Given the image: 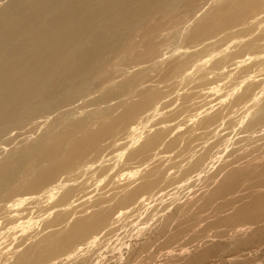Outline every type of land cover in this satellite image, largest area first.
<instances>
[{
	"label": "bare ground",
	"instance_id": "bare-ground-1",
	"mask_svg": "<svg viewBox=\"0 0 264 264\" xmlns=\"http://www.w3.org/2000/svg\"><path fill=\"white\" fill-rule=\"evenodd\" d=\"M6 1L0 0V147L3 149L8 136L14 133L33 125L44 128L57 114L61 117L48 125L45 135L34 139L31 144L35 150L33 153L29 151L32 154L9 156L8 161L0 164V199L6 193L22 195V200L15 204L20 207L19 211L9 202V206L1 205L0 200V233L14 232L2 244L4 252L1 248L0 264H52L56 257L72 253L77 245L89 247V244L99 242L100 236L114 237L120 242L123 238L118 234V222L120 224L127 218L120 217V210L142 202L145 204L142 203L132 214L130 212L132 221L126 220L127 225H133V230L134 226L136 231L138 229V233L134 230L136 240L159 230L163 234L160 242L163 249L172 250L174 246L183 249L185 243L191 244L186 242V234L201 227L204 216H192L175 230L166 231L190 209L188 205L184 209L176 205L173 213H167L165 199L178 196V189L190 191L193 181L203 176L214 179L233 164L251 163L254 158L248 154L235 157L231 164L232 156L237 154L236 147L245 145L248 139L264 136V16L260 15L264 14V0ZM214 4H217L216 11L208 13L207 6ZM173 10L178 11L177 16L182 22L186 20V25L170 26L172 18L164 16ZM182 12H192V15L189 13L191 16L186 17L187 13ZM170 28L172 31L168 35L173 33L175 37L172 40L187 41L190 48L170 49L172 52L168 53L172 54L169 57L166 53L171 45L166 44L163 37ZM234 36L238 38L231 41ZM161 37L167 45L164 46L166 53L159 48ZM212 40H230L228 48L237 49L231 50L233 53L226 52V49L218 52L219 55L212 53L213 45L209 47L203 43ZM120 52L129 54L141 66L132 80H136L141 71L150 69L156 73L163 88L171 89L168 92L176 96L177 101H174L179 105L161 113L162 109L171 107L172 102H164L169 94L154 89L153 84H150L153 90L136 86L132 93L139 98L134 99V94L130 93L126 99L127 96L120 98L119 90L100 83L99 89L93 91L92 99L97 98L96 101L82 106L92 94V83L102 81L99 74L121 58ZM122 58L120 62L129 61ZM228 59L234 63L235 71L228 70L225 64ZM173 123L176 126H171ZM120 126H124L130 136L123 152H120ZM222 128L225 132H234L238 138L236 142L243 145L233 146L236 149L228 151L233 144L219 133ZM102 150H113L114 153L102 159L98 156ZM226 153L227 158H224ZM173 170L177 172L176 176H171ZM212 170L214 173L210 175ZM248 170L247 167V174H250ZM21 172L25 173L22 182L19 180ZM123 172H130L131 179H136L140 185L130 188L122 178ZM252 174L243 178L250 189L246 203L239 202L234 186L223 189L216 198H212L209 192L198 199L197 204L200 203L203 212L208 210L210 220L201 231L198 230L197 239L217 237L218 240V237L264 223V166ZM241 177L240 183L244 182ZM111 186V190L108 189ZM83 198L89 199L84 202ZM144 198L147 200L143 201ZM75 199L79 203L73 208L71 205ZM141 212L148 214L143 220ZM43 216L48 218L40 220ZM134 216L139 218L134 219ZM151 220L156 221L143 229L142 226ZM255 242L253 240L254 245L258 244ZM229 245H224V253ZM207 246L205 253L193 255L195 258L189 256L193 258L192 264H240L250 256L246 250V254L239 255L240 248L236 249L239 256L221 255L218 253L221 250L216 249L217 252ZM258 246L260 248V243ZM82 258L75 264H90L97 260L92 255ZM254 258L252 261L256 262Z\"/></svg>",
	"mask_w": 264,
	"mask_h": 264
},
{
	"label": "rangeland",
	"instance_id": "rangeland-1",
	"mask_svg": "<svg viewBox=\"0 0 264 264\" xmlns=\"http://www.w3.org/2000/svg\"><path fill=\"white\" fill-rule=\"evenodd\" d=\"M6 1V0H5ZM7 2V1H6ZM216 6H217V4H214V5H211V6H207V8L209 9H207L206 8V10L208 11V13H209V11H211L210 12V14H212V13H214L215 11H216ZM214 7H215V10H214ZM211 9V10H210ZM186 11V10H185ZM184 15H186V13H187V15H186V17L188 16V17H190L191 15H192V12H182ZM191 15H190V14ZM179 13H178V11L177 10H175V12H174V10L173 11H171V13H169L168 15L166 14L165 16H164V18H169V19H171L172 18V23H171V25L170 26H174L175 24V26L174 27H181V26H184V25H186V20H185V22H182L181 21V19L177 16ZM262 17L264 16V14H260ZM260 15H258L257 17L258 18H261V16ZM169 16V17H168ZM177 17L179 18V19H177ZM264 18V17H263ZM174 20H176V21H174ZM187 20H190V18L189 19H187ZM181 21V22H180ZM175 22V23H174ZM264 23V20H263V22H262V24ZM192 25V24H191ZM192 27H193V25H192ZM191 27V28H192ZM172 31V28H170V31L168 30V32L166 31V33H165V36L163 37V39L164 40H167V42H166V44H170L171 46V48H169V50L171 49V50H177V48L181 51V50H185V48L187 49V47H188V49L190 48L189 47V43L187 42V41H185L184 43H182V41L181 40H179V39H175V40H172V39H174L175 37H174V34L173 33H171L170 35L171 36H169L168 34L170 33ZM172 35H173V37H172ZM167 36V37H166ZM134 37H139L137 34H134ZM169 37V38H168ZM172 37V38H171ZM235 38H233L232 37V39H231V41H234V40H236L238 37L237 36H234ZM159 40H160V37L158 38ZM137 40H139V38H137ZM158 40V41H159ZM164 40H162V37H161V41H162V43H161V41H157L159 44H161V45H159V48H160V50L162 49L163 50V52H165L166 53V47H164V46H167V45H164V43H163V41ZM169 41V42H168ZM172 41V42H171ZM229 42H230V40H228ZM228 41L227 40H218L217 42L216 41H214L213 42V40L212 41H210V43L208 42V41H204L203 43H206V44H209V47L211 46L212 47V45H213V49L211 48V50H210V52H212V53H215V54H218V52H221V50L223 51V52H225L224 50L226 49V52H230L231 50H233V51H235V49H237V48H231V49H229L228 48V46H229V43H228ZM208 42V43H207ZM224 42V43H223ZM174 43H177V44H174ZM179 43V44H178ZM181 43V44H180ZM186 43H188V44H186ZM216 43V44H215ZM173 44V45H172ZM183 44V45H182ZM214 44H215V46H214ZM162 45H163V47L165 48V49H163V47H162ZM177 45H179V46H177ZM218 45V46H217ZM222 46V47H220V46ZM184 48H182V47ZM225 46H226V48H225ZM180 47H181V49H180ZM207 48V49H210V48ZM219 47V48H218ZM216 48V49H215ZM218 49V50H217ZM167 51V53L166 54H169V57L171 56V54L172 53H168V52H172V51ZM217 50V51H216ZM220 50V51H219ZM228 50V51H227ZM215 51V52H214ZM233 51H231V53H233ZM227 53V54H228ZM122 54H124V55H122ZM122 55V56H121ZM219 55V54H218ZM217 55V56H218ZM130 55L129 54H126V53H121L120 52V57L121 58H118L117 60L119 61H117V60H114L113 61V63H111V65L109 64V66H107L106 67V69H109V68H112V70L114 71L115 69H116V67L115 66H117V68L118 69H121V70H119V71H121V73L123 74L124 73V75H122L120 72H118V69H116L114 72L111 70V69H109V70H106L105 69V71H106V73H105V71L103 70L100 74H99V77H101L100 79L102 80V81H99V80H95V81H97V82H94V83H92V85H91V88H90V92L92 93V94H90V98L88 97L86 100H85V103H83L82 104V106H85V105H88L89 104V102L90 101H92V100H94V101H96V99L97 98H94V99H92L94 96H93V91H95L96 89L98 90L99 89V86L101 85V84H103V85H109L108 87H110V89H113V90H119L120 91V98H122V96H124L123 98H125L126 96V99L128 98V95H131L130 93H132V92H134V90L136 89L135 87L136 86H140V89H141V85L142 86H144V87H142L143 89L142 90H145V88H150L151 90H153L152 89V87H154V89H156V90H159V91H161V92H164V93H168L169 94V96L167 95V98L165 97L164 99H166L164 102H166L167 100V103L168 102H172L171 103V107H169V108H165V110L164 109H162V111H161V113H167L169 110H171L172 108H175L176 107V105H179V102H176L177 101V99H176V96L173 94L172 95V92H168V91H170V90H168V89H166V88H163V85H161L160 84V82H159V79H158V77H157V75H156V73L154 74V72H151V70L150 69H148V71H145V70H147V69H145V70H143V72L141 71V74L137 77V79L135 80V79H133L132 80V78L134 77V73L136 72V71H140V69H141V66L140 65H138V63L136 62V61H134L133 60V58H131V56L129 57ZM216 56V58H218ZM122 57H126L125 59H129V61L128 60H123V62H120V60L121 59H123ZM215 58V59H216ZM230 58V57H229ZM120 59V60H119ZM214 59V62H217L216 60ZM122 61V60H121ZM127 61V64L125 63ZM227 61H229V62H227ZM227 61H225V64L227 65V68H228V70L230 69V71L232 72V71H235L234 69V63L233 62H231L230 61V59H228ZM118 62V63H117ZM122 63V64H121ZM124 63V64H123ZM137 63V64H136ZM228 63V64H227ZM233 63V64H232ZM112 64H113V66H112ZM120 64H121V66H120ZM126 64V65H125ZM134 64V65H133ZM230 64H232V65H230ZM135 66V67H133V66ZM137 65V66H136ZM229 65V66H228ZM122 66H124V68L122 67ZM130 66V67H129ZM230 66H231V68H230ZM109 67V68H108ZM126 67V68H125ZM115 68V69H114ZM128 68V69H127ZM138 68V69H137ZM126 69H127V71H126ZM135 69V70H134ZM112 72H111V71ZM130 70H131V73H130ZM110 71V72H109ZM109 72V73H108ZM151 74H150V73ZM114 73H117L116 74V76H115V74ZM120 73V74H119ZM130 75H129V74ZM103 74H104V77H103ZM144 74V75H143ZM148 74H149V77H147L148 76ZM113 75V76H112ZM126 75V76H125ZM133 75V76H132ZM143 75V76H142ZM155 75V76H154ZM107 76V77H106ZM115 76V77H114ZM120 76V77H119ZM123 76V77H122ZM103 77V78H102ZM112 78V79H111ZM115 78H117V79H115ZM140 78H142V79H140ZM145 80H144V79ZM110 79V80H109ZM118 79H120V80H118ZM126 79V80H125ZM128 79V80H127ZM112 80V81H111ZM117 80L119 81L118 83H117ZM138 80V81H137ZM155 80V81H154ZM111 81V82H110ZM121 81V82H120ZM136 82V83H131V82ZM141 81H143V82H141ZM148 81V82H147ZM151 81V82H150ZM116 84H115V83ZM131 84H130V83ZM138 82V83H137ZM145 82V83H144ZM101 83V84H100ZM108 83H110V84H108ZM113 83V84H112ZM124 83H127V85L126 84H124ZM140 83H142V84H140ZM144 83V84H143ZM157 83H158V85L162 88H160L159 86H156L157 85ZM120 84V85H119ZM130 84V85H129ZM134 84H136V85H134ZM139 84V85H138ZM149 86H148V85ZM150 84L152 85H154V86H150ZM156 84V85H155ZM105 85V86H106ZM122 85V86H121ZM132 85V86H131ZM146 85V86H145ZM129 86V87H128ZM127 87H128V89H127ZM133 87V88H132ZM138 88V87H137ZM159 88V89H158ZM139 89V88H138ZM166 89V90H165ZM129 90H131V92L129 91ZM162 90H164V91H162ZM155 91V90H154ZM96 92V91H95ZM197 92H199V91H197ZM125 94V95H124ZM128 94V95H127ZM134 94V99H138L139 97V95L138 96H136V93H132V95ZM172 96H171V95ZM175 96V98H173ZM174 99L176 100V101H174ZM171 100V101H170ZM84 102V101H83ZM85 104V105H84ZM61 116H60V114L58 115H56V118H57V120L60 118ZM56 118H54L53 120H51L48 124H47V126L46 127H42L41 128V126H37V125H33L32 127H30V128H28L27 130H25V131H23V132H20V133H14V135L12 134V135H10V136H12V137H10V136H8V138L6 139V144L5 145H3V149H4V151H2L3 149H2V147H0V164H2V163H4L5 161H8L9 159H10V157L11 158H15V157H18V156H20V155H28L30 152L29 151H31L32 153L34 152L33 150H35V149H33L32 150V148H33V145L31 144V143H33V141H35L36 140V138L37 137H39V136H43V134L45 133V132H47L48 131V129H46L47 127H48V125H51L53 122H55L56 121ZM52 122V123H51ZM170 125V124H169ZM171 126H176L175 125V123H173ZM157 128V127H156ZM30 129V130H29ZM40 129H42V131L40 130ZM46 129V130H45ZM120 147H121V149H120V152L122 151L123 152V150H125L126 148H125V146H126V143L129 141V134H127L126 132H127V130H125L126 128H124V126H120ZM35 130V131H34ZM36 130H38L39 131V133H37L38 131H36ZM124 131V132H123ZM222 131H224V128H222L221 130H220V134L222 135V137H225V138H227V141H228V143H232L233 145H232V147L230 146L228 149V151H230L231 150V148L233 149L234 147H236L237 145H243V143L242 144H238V142H236L237 141V136H235V133L234 132H228V131H224V132H222ZM29 132H31V133H29ZM226 135H225V134ZM230 133V134H229ZM41 134V135H40ZM123 134V135H122ZM229 134V135H228ZM232 134V135H231ZM35 135V136H34ZM45 135V134H44ZM126 135L128 136V137H126ZM228 135V136H227ZM124 137V138H123ZM128 139V140H126V138ZM260 137V138H259ZM258 138H252V139H248L249 141L250 140H252V142H249V141H246L244 144L245 145H243V146H238V147H236V148H234V150L236 149L237 150V154H235V156L233 155L232 156V163L231 164H233V162L235 161V157L236 158H239L238 156H240V155H244V156H246V155H248V154H250L251 155V158H254V160L250 163H248V164H242V163H240L241 165H239V164H233V166L235 167V168H233V166L231 165V166H229L226 170H224V171H222L221 172V174H219V175H217V177H214V179H210V178H208L207 176L206 177H204L203 176V178H200V179H196V180H194L193 181V186L191 187L193 190H191V188H190V191H191V194H190V191H188L187 189H183V190H186V191H188V192H186V191H183L182 189H178L177 191H176V193L177 194H179L178 196L176 195L175 197H172V198H166L165 199V205H168V208H167V213H173L174 212V210H175V208H176V205H179V206H182V208L184 207L185 208V206H189L188 207V209H190L189 210V213L188 214H186V215H180L179 216V218L177 219V221H175V223H173L172 225H170L167 229L168 230H166V231H169V230H171V231H173V230H175L176 229V227H178V225L180 224V223H182L183 221H185L187 218H190V217H196V216H200V215H202V216H204V217H202V219L204 218L205 219V222H204V224L206 223V224H208V222H209V220H210V217H208V210H207V212L206 211H204V212H206L205 214H204V212L202 211V208H201V206H200V203L199 204H197V202L200 200V197H203L206 193H209V195L210 196H212V198H216V196L217 195H219L220 194V192L223 190V189H225V188H228V187H233L234 186V188H235V192L237 193L236 195H237V197H239L240 198V201L239 202H241V203H246L247 201H248V199H247V195H249L248 193H250V189H247L249 186L247 185V182H246V179H244L243 180V178H244V176H245V178H248L247 176H252L253 174V171H258V170H260L261 169V166H264V136H259ZM21 138H24V140H25V142H24V140L23 139H21ZM28 138H29V140H28ZM33 140H32V139ZM123 138V139H122ZM235 138V139H234ZM237 138V139H236ZM18 139V140H17ZM27 139V140H26ZM35 139V140H34ZM131 139H132V137H131ZM138 139V138H137ZM229 139V140H228ZM231 139H233V140H231ZM256 139V140H255ZM13 140H15V142L13 141ZM23 140V141H22ZM122 140L124 141V142H122ZM18 141V142H17ZM20 141H22V142H20ZM27 141L29 142V143H27ZM230 141V142H229ZM256 141H258V142H256ZM244 142V141H243ZM22 143V144H21ZM24 143V144H23ZM122 143H123V145H122ZM125 143V144H124ZM237 143V144H236ZM256 143V144H255ZM260 143V144H259ZM10 144V145H9ZM27 144V145H26ZM30 144H31V146H30ZM248 144H250V146H248ZM257 145V146H256ZM7 146V147H6ZM10 146H12V147H10ZM234 146V147H233ZM253 146V147H252ZM5 147V148H4ZM17 147H19V149H16ZM8 148V149H7ZM22 148H24V149H22ZM26 148H28V150L26 149ZM238 148H239V150L242 152H240L239 150H238ZM242 148H244V149H247V150H243ZM251 148V149H250ZM253 148V149H252ZM27 151H26V150ZM243 151H242V150ZM248 149H250V150H248ZM260 149H261V151H260ZM7 150V151H6ZM14 151V153H13V151ZM114 150H116V149H114ZM258 150V151H257ZM246 151V152H245ZM255 151V152H254ZM3 152H6V153H3ZM29 152V153H28ZM256 152H258V153H256ZM11 153V154H10ZM16 153V154H15ZM28 153V154H27ZM32 153H30V154H32ZM114 153V151L113 150H109L108 152H107V150H102V151H100L98 154H100V155H98L99 157L101 156L102 157V159H107V157L109 156V155H111V154H113ZM255 153V154H254ZM15 154V155H14ZM18 154V155H17ZM253 154H254V156H253ZM259 154V155H258ZM12 155H13V157H12ZM227 153L225 154V156H224V158H227ZM237 155V156H236ZM261 155V156H260ZM10 156V157H9ZM2 157V158H1ZM4 157V158H3ZM105 157V158H104ZM256 157V158H255ZM258 157V158H257ZM260 157V158H259ZM4 159V160H3ZM255 162V163H254ZM218 165V164H217ZM222 164L220 163V165H218L219 167L221 166ZM238 167H237V166ZM247 165V166H246ZM254 165H256V167L254 166ZM250 166V167H249ZM251 166H253V167H251ZM218 167V168H219ZM242 167H244L243 169H244V171L242 170ZM246 167V168H245ZM247 167H248V171H249V173L250 174H247L248 172L246 171V169H247ZM217 168V167H216ZM238 168L240 169V171L238 172ZM251 168V169H250ZM253 168V169H252ZM231 169V170H230ZM236 169V170H235ZM216 170V169H215ZM252 170V171H251ZM214 170H212L211 172H210V175H211V173L213 172ZM232 171V172H231ZM243 171V172H242ZM171 172V171H170ZM175 170H173L172 171V174H171V176H173V175H175L176 176V174H177V172H175ZM235 172H237L238 174L240 173H242V175L243 174H245V172H246V174L243 176V177H241V176H239L237 173V175L236 174H234ZM174 173V174H173ZM214 173V172H213ZM130 174V175H129ZM24 175H25V173H23V172H21L20 174H19V180L22 182L23 180V178H24ZM23 176V177H22ZM232 176V177H231ZM239 177H241V179L244 181V182H241V183H245V185H243V184H241L240 183V178ZM122 178H123V180H125L129 185H130V188H135V187H137V186H139L140 185V182L139 181H137L136 179H131L132 177H131V173L130 172H123L122 173ZM216 178V179H215ZM235 178H237V179H235ZM238 178H239V180H238ZM128 180V181H127ZM133 180V181H132ZM233 180H236V181H233ZM241 180V181H242ZM225 183H224V182ZM239 181V182H238ZM248 181V180H247ZM209 182V183H208ZM202 183V184H201ZM227 183V185H225ZM234 183V184H233ZM137 184V185H136ZM216 184H218V185H216ZM230 186H229V185ZM135 185V186H134ZM198 185V186H197ZM232 185V186H231ZM243 185V186H242ZM226 186V187H225ZM238 188H237V187ZM108 187H106L105 189H107ZM110 188H112V186L111 187H109L108 189H110ZM237 188V189H236ZM111 190V189H110ZM181 190V191H180ZM264 190V189H263ZM106 191V190H105ZM193 191V192H192ZM215 191V192H214ZM218 191V192H217ZM183 192H184V194H183ZM188 193L189 195H186V193ZM196 194H195V193ZM198 192V193H197ZM217 192V193H216ZM193 193V194H192ZM205 193V194H204ZM213 193H215V194H213ZM243 193V194H242ZM9 194V195H8ZM19 193H14V194H10V193H6V194H3L1 197V201H2V203H1V205H5V204H7L8 205V202H9V205H12V207H14L15 209L17 208V210L19 211L20 210V207H17V205L15 206V204H17V202H18V200H22V195H18ZM184 195V197H183V195ZM17 195V196H16ZM186 195V196H185ZM192 195V196H191ZM195 195V196H194ZM197 195V196H196ZM7 196V197H6ZM182 198H181V197ZM189 196V197H188ZM194 196V197H193ZM6 197V198H5ZM177 197V198H176ZM179 197H180V199H179ZM187 197V198H186ZM199 197V198H198ZM17 198V199H16ZM90 198V197H89ZM89 198H85V199H89ZM185 200H184V199ZM193 198V199H192ZM6 199V200H5ZM14 199V200H13ZM84 198L83 199H81L82 201H86ZM177 199H178V201L179 202H177ZM183 199V200H182ZM188 201H187V200ZM195 199V200H194ZM199 199V200H198ZM143 201H145V200H147L146 198H144V199H142ZM4 201V202H3ZM142 201H140V203H141ZM173 202V203H172ZM79 202H78V199H75L74 201H73V203H72V207L74 208L75 206H77V204H78ZM83 203V202H82ZM143 203V202H142ZM139 204L138 205V203L135 205L136 207H134V205L131 207L130 206V208L129 207H126L125 209H121L120 210V212H121V215L122 216H120V217H126L127 216V218L125 219V220H123V221H120L121 223L119 224V222H118V234L121 236L120 238H123L122 240L120 239V242H118V240L115 238L114 239V237H110V238H105V236L103 237V236H100V238L98 239L99 240V242H93V243H91V244H89V247H88V245L85 247H83V246H76V248L72 251V253L70 252V254L68 253V255H67V257H66V255H65V257L64 256H58V257H56L54 260V262H52V264H75L76 262H79V261H81L83 258L82 257H85V255L87 256V255H92V256H95L96 257V259L97 260H93V263H90V264H130L131 262V264H190V262H191V264L193 263V258H195V256L193 257V255H197L198 253V255H200L201 253H205V251H207L206 250V247L205 246H210L209 248H211L210 250H218V251H220V252H218L217 250V252L218 253H220L221 255H223V254H229V255H233V256H239L240 254L242 255V254H246V253H248V251H249V254H250V256L248 257V258H246V259H244L243 261H240V264H245V262H247V264H250V263H254V264H264V223L263 224H259V225H255V226H252L251 228H247V229H240L239 231H236V232H234V233H231L230 235H226L225 237H223V236H221L220 238L218 237V240H217V237H206V239H202V238H196V235H198L199 233V231H201V229L203 228V227H205L206 226V224L204 225V224H202V228L201 227H198V229H196V231H197V233H196V231L194 230V231H192V232H190L189 234H186V236L188 235V237H186L185 239H187V241L186 242H188V243H190L191 242V244H187V243H185L186 245H184V247H183V249H182V247L180 246V247H178V246H174L173 248H172V250L170 249V248H165V249H163L164 247H162L161 245H160V242H161V240H163L161 237H163V234H162V232H160L159 230L158 231H155V233H154V231H152V232H150V233H153V234H150V233H147V235H143V236H141V237H139V239L140 240H136V236L135 235H137V233H138V229H137V231L135 230V226H134V230L137 232H134V230L132 229L133 228V225L131 224V225H127L126 224V220H130L131 218H132V216L133 215H131L133 212H135L136 211V209H138L141 205H143V204H145V203H143V204ZM212 204L214 203V201H212L211 202ZM185 204V205H184ZM8 205V206H9ZM199 205V206H198ZM134 210H133V209ZM183 208V209H184ZM128 209H130V210H128ZM170 209V210H169ZM128 212H127V211ZM198 210V211H197ZM172 211V212H171ZM191 211V212H190ZM123 212V213H122ZM130 212H131V214H130ZM202 212H203V214H202ZM144 213V212H143ZM142 212H141V220H143L144 218H146L147 217V215L148 214H143ZM124 214H126V215H124ZM127 214H129V215H127ZM131 215V216H130ZM162 215V214H161ZM190 215V216H189ZM184 216V217H183ZM187 216H189V217H187ZM46 218H48V216H43V218L41 217L40 218V220H45ZM134 219H137V218H139V217H136L135 218V216L133 217ZM156 220H157V218H155ZM209 219V220H208ZM139 220V219H138ZM155 220V221H156ZM131 221H132V219H131ZM155 221H148V223H147V225H143L142 226V228L143 227H145V228H143V229H147V228H149L150 226V224H154V222ZM179 221H181V222H179ZM125 222V223H124ZM153 222V223H152ZM122 224V225H121ZM129 226V227H127V226ZM120 226V227H119ZM127 228H126V227ZM148 226V227H147ZM132 227V228H131ZM126 228V229H125ZM263 228V229H262ZM129 229H131V231L129 230ZM142 229V230H143ZM123 230V231H122ZM132 230H133V232H132ZM199 230V231H198ZM244 230V231H243ZM251 230V231H250ZM129 231H130V233H129ZM4 232H6L7 233V230L6 231H3L2 233H0V245H2V244H4V241H5V239L6 238H9L10 236H12L13 235V233H12V231H9L8 233H7V235H5L4 236V234H6V233H4ZM122 232V233H121ZM126 232H128L127 233V235H125L126 234ZM133 233V234H132ZM145 233V232H144ZM157 233V235H155ZM159 233V234H158ZM195 233V235H193ZM249 233V234H248ZM128 234H130L131 236L132 235H134V236H130V235H128ZM162 234V235H161ZM236 234V235H235ZM248 234V235H247ZM257 234V235H256ZM150 235H152V237H148V236H150ZM153 235H155V236H157V237H155V236H153ZM8 236V237H7ZM125 236H127V237H125ZM129 236V237H128ZM144 236H146V237H144ZM191 236V237H190ZM192 236H193V238H192ZM229 236V237H228ZM255 236H257V237H255ZM261 236V237H260ZM101 237H102V240H101ZM126 239H125V238ZM131 237V238H130ZM159 237V238H158ZM260 237V238H259ZM4 238V239H3ZM105 238V240H103ZM155 238V239H154ZM189 238V239H188ZM190 238H191V240H190ZM223 238V239H222ZM252 238H254V239H252ZM257 238V239H256ZM259 238V239H258ZM107 239H109V240H107ZM110 239H113V240H110ZM151 239H153L152 241H151ZM192 239L194 240V239H196V240H194V242L192 241ZM199 239H202V240H199ZM250 239H252L251 241L252 242H250ZM256 239V240H255ZM262 239H263V241H262ZM134 240V241H133ZM142 240V241H141ZM230 240L232 241V242H230ZM245 241V243H244V241ZM249 240V241H248ZM253 240H254V242L256 241V242H258V244L256 243V245L258 246L259 245V243H260V248H259V246L256 248V245H254V243H253ZM105 241V242H104ZM107 241V242H106ZM116 241V242H115ZM121 241H124V242H121ZM130 241H131V243H130ZM137 241H139V244H138V242ZM146 241H148V242H146ZM196 241V242H195ZM200 241V242H199ZM229 241V242H228ZM239 241V242H238ZM240 241H243V243L242 242H240ZM248 241V242H247ZM261 241V242H260ZM3 242V243H2ZM100 242H102L101 243V245H103V246H101L99 243ZM109 242H110V244H109ZM155 242V243H154ZM158 242V243H157ZM237 242V243H236ZM115 243V244H114ZM127 243V244H126ZM148 243L149 244H151V247H148L149 245H148ZM195 243V244H194ZM206 243V244H205ZM235 244V246H234V244ZM240 243V244H239ZM113 244V245H112ZM133 246H132V245ZM138 244V245H137ZM157 244H159V247H158V245ZM210 244V245H209ZM227 244H230L229 246H227L226 248V253H224L225 252V247H224V245H227ZM233 244V245H232ZM237 244V245H236ZM105 245V246H104ZM107 245V246H106ZM110 245V246H109ZM136 245V246H135ZM145 245V246H144ZM92 246V247H91ZM207 246V247H208ZM213 246V247H212ZM218 248H217V247ZM219 246H222V247H220V249H219ZM237 246V247H236ZM244 246H246V247H244ZM80 247V248H79ZM115 247H117V248H115ZM137 247V248H136ZM138 247H140L139 249H138ZM143 247V248H142ZM157 247V248H156ZM203 247L205 248V249H203ZM243 249H242V248ZM253 249H252V248ZM2 248V253L4 252L3 250V245L0 247V249ZM82 248V249H81ZM86 248H87V250H86ZM111 248V249H110ZM125 248H126V250H125ZM132 248V249H131ZM185 248V249H184ZM242 249L241 251H240V249ZM245 248V249H244ZM252 250H251V249ZM78 250V252L79 253H81V254H79L78 255V252H77V250ZM91 249H93V250H91ZM120 249H122V250H120ZM162 249V250H161ZM167 249V250H166ZM208 249V248H207ZM235 249V250H234ZM239 249V251H238V254H237V250ZM256 249V250H255ZM259 249H261V250H259ZM81 250H83V251H80ZM87 251V252H85V251ZM95 250H97V251H95ZM110 250H112V251H110ZM130 250V251H129ZM132 250V251H131ZM140 250V251H139ZM179 250V251H178ZM233 250V251H232ZM245 250L247 251L246 253H244L245 252ZM94 251V252H93ZM137 253H136V252ZM139 251V252H138ZM251 251V252H250ZM260 251V252H259ZM130 252V253H129ZM156 252V253H155ZM223 252V253H222ZM234 252V253H233ZM240 252V253H239ZM77 253V254H76ZM91 253V254H90ZM105 253V254H104ZM133 253V254H132ZM134 253H135V256H134ZM161 253V254H160ZM112 256H110V255ZM114 254H116V255H114ZM131 254V255H130ZM140 254V255H139ZM167 254V255H166ZM191 254V255H190ZM237 254V255H236ZM174 255V256H173ZM197 255V256H198ZM252 255H253V257H255L254 259H255V261L256 262H253L254 260H253V257H252ZM70 256V257H69ZM101 256V257H100ZM109 256H110V258H109ZM124 256V257H123ZM132 256V257H131ZM149 256V257H148ZM151 256H152V258H151ZM171 256V257H170ZM189 256L190 257H193L192 259H190L189 258ZM72 257V258H71ZM121 257V258H120ZM175 257V258H174ZM259 257V259H257ZM263 257V258H262ZM62 258V259H61ZM132 258V259H131ZM147 258H148V260H147ZM180 258V259H179ZM250 258V259H249ZM252 258V259H251ZM58 259V260H57ZM72 259V260H71ZM74 259V260H73ZM114 259V260H113ZM188 259H189V261H188ZM217 259V258H216ZM219 259V258H218ZM59 260H60V262H59ZM100 260V261H99ZM130 260V261H129ZM178 260V261H177ZM187 260V261H186ZM253 260V261H252ZM74 261V262H73ZM129 261V262H128ZM167 261V262H166ZM102 262V263H101ZM173 262V263H172ZM248 262H250V263H248ZM51 264V262H47V263H44V264ZM197 264V263H196Z\"/></svg>",
	"mask_w": 264,
	"mask_h": 264
}]
</instances>
